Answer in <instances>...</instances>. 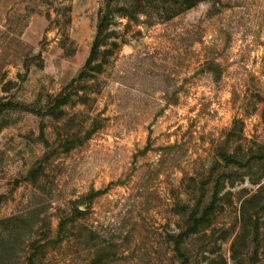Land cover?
Returning a JSON list of instances; mask_svg holds the SVG:
<instances>
[{"label":"rangeland","instance_id":"obj_1","mask_svg":"<svg viewBox=\"0 0 264 264\" xmlns=\"http://www.w3.org/2000/svg\"><path fill=\"white\" fill-rule=\"evenodd\" d=\"M106 1L0 0V264H264V0H112L79 78Z\"/></svg>","mask_w":264,"mask_h":264},{"label":"trees","instance_id":"obj_2","mask_svg":"<svg viewBox=\"0 0 264 264\" xmlns=\"http://www.w3.org/2000/svg\"><path fill=\"white\" fill-rule=\"evenodd\" d=\"M114 12L115 11L112 8V0H107L105 3L103 15L101 16V20L98 24L95 38H94L92 46H91L90 55L84 64L83 71H81V73L79 74V78L85 77L84 75L86 73V70H93L95 72H100V70L102 69L101 68L102 64L92 65V62H93V60H95L96 56L100 52V48H101L102 44L104 43V39L106 37L103 36V33L106 30L109 22L114 18ZM112 46H113L112 48L117 47V43H115V42L112 43ZM111 52H112L111 50L105 51L104 54L105 55L110 54ZM105 58H106V56H104V62L106 60ZM225 159L228 160V157L225 156Z\"/></svg>","mask_w":264,"mask_h":264}]
</instances>
